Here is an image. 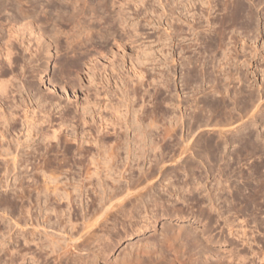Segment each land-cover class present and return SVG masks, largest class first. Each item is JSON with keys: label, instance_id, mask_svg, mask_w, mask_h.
Returning a JSON list of instances; mask_svg holds the SVG:
<instances>
[{"label": "rangeland", "instance_id": "374dc122", "mask_svg": "<svg viewBox=\"0 0 264 264\" xmlns=\"http://www.w3.org/2000/svg\"><path fill=\"white\" fill-rule=\"evenodd\" d=\"M4 1H0V80H10L11 85L6 90L11 88L14 92L5 96L0 89L3 92L0 93V111L4 115L0 116V239L3 238L0 244L5 243L4 247L0 245V264L56 263L58 254L50 251L48 246L52 238L50 236L68 234L61 227L59 229L56 220L62 221L61 224H65L67 230L71 228L70 225H74L72 233L78 236L83 231L84 221L82 212H79L80 203L87 201L86 196L90 200L94 195L87 191L88 195L85 193L83 198H79L73 192L76 201H73L72 206L68 204L69 207L65 199L44 203L47 196L42 185L48 184L51 188L56 185L60 192H63V185L67 187L66 191H71L80 182H87L84 185L88 187L93 186V183L95 185L96 174L86 179V167L80 163L85 166L89 164L86 171L94 170L93 156L96 154L94 157L98 160L100 157L98 145L103 144L104 149L103 146L106 148L115 143L112 146L114 149L115 139H122L119 145H126H118L121 148L117 151L114 149L118 155L113 158L116 161L114 165L118 168H114L112 175L125 183L129 177L135 178L138 173L147 171V182L142 178L145 181L135 183L137 186L140 184L139 187L131 186L132 191H140L153 184L158 191L154 192L155 195L164 198L158 197V207H154L155 228L147 226L138 235L134 232L135 226L144 222L140 218L144 211L138 218L141 222L132 227L129 223L133 219L127 215L116 219L111 216L106 220L105 227L94 229L96 232L93 236L97 239L93 238L90 249L86 246L88 250H82V256H75V260L71 259L73 253L69 264H106L109 258L112 264H120L123 261L121 258L132 254L139 249L138 246L141 248L149 243L157 244L153 248L156 251H151V260H160L162 264H264V0H95L99 6L103 3L97 15L104 18L100 20L91 16L85 5L86 14L81 15V20H85L86 27L91 25L93 28L92 31L82 30L81 33L72 23L46 21L43 10L50 9L46 0L34 3L36 17L34 14L30 16L34 10L31 12L26 0H11L12 3L10 0ZM83 3L81 0V6ZM36 36L41 38L36 40ZM6 48H9L8 57L5 55ZM65 58L75 60L78 69H64ZM80 59L86 64L81 63ZM88 64L94 66L91 72L86 71ZM47 69L52 70L50 77L43 75ZM11 80L17 86H23L16 88ZM122 100H126V103ZM8 101L11 102L9 109ZM83 106L88 109L85 115ZM114 110L117 113L120 111L117 116ZM135 117H143L140 120H143L142 126L149 123L151 129L148 126L145 129L151 131V137L157 143V148L151 149L153 152L149 148L145 156L137 157L142 158L140 162L135 161L138 160L135 155L141 154L139 148L130 151L131 154L127 149V144H134L128 140L135 138L134 128L130 129ZM125 120L129 123L126 124ZM117 124L120 128L123 125L122 131ZM118 133L127 137H118ZM81 150L83 154H80ZM154 154L158 158L153 157ZM121 164L126 166L125 169L124 166L121 168ZM56 168L61 169V173ZM152 168L153 172L149 174ZM102 173L105 175L104 170ZM103 178L107 184L113 181L109 176ZM184 189H189L191 194ZM144 191L141 190L145 196L147 193ZM135 192L131 193L134 195ZM183 195L186 199L181 197ZM49 198L52 200L51 196ZM84 201L83 205L86 203ZM42 203L45 210L40 205ZM45 204L49 207L58 205L59 210H64L60 218L55 217V211H49L51 208L45 207ZM174 206L178 210L180 207L181 211L178 212L176 208L173 211ZM36 225L41 233L35 229ZM171 232H175V236H171ZM42 233L44 237L45 234L51 235L43 238ZM184 233H188V236ZM98 236L102 237L100 240L110 242L105 260L94 255L100 252ZM32 237L34 240H31ZM42 241V246L47 244L45 249L40 245ZM26 246H30L29 250ZM2 247L10 252L1 250ZM3 251L6 255L2 254ZM26 251L38 253L39 258H29ZM40 251H43V255ZM20 253L25 255L21 257Z\"/></svg>", "mask_w": 264, "mask_h": 264}, {"label": "bare ground", "instance_id": "6f19581e", "mask_svg": "<svg viewBox=\"0 0 264 264\" xmlns=\"http://www.w3.org/2000/svg\"><path fill=\"white\" fill-rule=\"evenodd\" d=\"M1 2H2V0H0ZM4 1V0H3ZM11 1V0H10ZM13 1V0H12ZM12 1H11V3H12ZM36 1H38V0H26V2H28L29 3V5H30V9H31V12L35 9V6H34V3L36 2ZM50 5H49V7L48 8H50V9H48L47 11H45V10H43L44 11V18L46 19V21H54V23H72L73 25V27L74 28H77V30H79V32L81 33L82 32V30H89V31H92L91 29L93 28L91 25V27L89 26H87L86 27V23H84V21H82L83 19H82V17H81V15L83 16H85V14H86V6L89 8V14L91 15V16H94L96 19H100V20H103V16L102 15H97V13L99 12V9L101 8V6L103 5V3L101 4V6H99V4H97V2L95 1V0H82L84 3H83V6H81V0H46ZM4 2H7V0H5ZM18 2H19V0H18ZM79 2V3H78ZM100 2V1H99ZM3 3V2H2ZM1 3V4H2ZM48 3H47V6H48ZM86 5V6H85ZM42 8V7H41ZM36 10H34L33 11V13H30V16H33V14H34V12H35ZM87 12V13H88ZM29 14V13H28ZM119 15H120V13H119ZM34 16H35V14H34ZM90 16V18H94V17H91ZM121 16H123V15H121ZM6 17V16H5ZM36 17V16H35ZM94 18V19H95ZM119 18L121 19V17L119 16ZM122 18H124V16L122 17ZM126 18V17H125ZM124 18V19H125ZM82 19V20H81ZM106 19V18H105ZM113 20V19H112ZM121 20H123V19H121ZM30 21V20H29ZM93 21V20H92ZM125 21V20H124ZM28 22V21H27ZM111 22V21H110ZM109 22V23H110ZM94 23H96V22H94ZM15 24V23H14ZM27 24V23H26ZM32 24V23H31ZM29 25V24H28ZM35 25V24H34ZM120 25V24H119ZM124 25V24H123ZM16 26V25H15ZM29 26H31L32 27V25H29ZM133 26V25H132ZM24 27V26H23ZM95 27H96V25H95ZM10 28V27H9ZM14 28V27H13ZM27 28V27H26ZM37 28V27H36ZM114 28V27H113ZM16 29H17V27H16ZM115 29V28H114ZM135 29V28H134ZM10 30V29H9ZM29 30V29H28ZM10 32H11V30H10ZM32 32V31H31ZM27 33V32H26ZM35 33V32H34ZM33 33V34H34ZM80 33H78L77 34V36H79V34ZM28 35L30 34V33H27ZM10 36H12V35H10ZM30 36V35H29ZM28 37V36H27ZM35 38H37V36L35 37ZM38 38H41V37H38ZM38 38L36 39V40H38ZM75 38V37H74ZM32 39V38H31ZM53 39V38H52ZM76 39V38H75ZM74 39V40H75ZM29 40V39H28ZM27 40V41H28ZM47 40V39H46ZM56 40V39H55ZM54 40V41H55ZM100 40V39H99ZM119 41V40H118ZM121 41V40H120ZM30 42V41H29ZM34 42V41H33ZM40 43V41H37L36 43ZM79 42V41H78ZM43 43V42H42ZM58 43H59V41H58ZM61 43V42H60ZM119 43V42H118ZM122 44V43H121ZM3 45V44H2ZM37 45V44H36ZM40 46L42 45V44H39ZM57 45V44H56ZM70 45V44H69ZM116 45V44H115ZM119 45H120V43H119ZM1 46V45H0ZM2 47V46H1ZM102 47V46H101ZM119 47V46H118ZM7 49V51H6V57H8V55H9V48H6ZM25 49H27L26 47H25ZM124 49V48H123ZM20 50V49H19ZM36 51V50H35ZM35 51L34 52H32V53H35ZM121 51H123L122 49H121ZM116 52H119L118 50L116 51ZM121 53V52H120ZM123 53V52H122ZM29 54V53H28ZM118 54V53H117ZM30 55V54H29ZM35 55V54H34ZM38 55H36V57H37ZM137 57H138V55H136ZM141 56V55H140ZM32 57V56H31ZM34 57V56H33ZM136 57V58H137ZM35 58V57H34ZM33 59V58H32ZM92 59V58H91ZM26 60H27V58H26ZM30 60V59H29ZM34 60V59H33ZM108 60V59H107ZM80 61H82L81 63H84V64H86L84 61H83V59L81 60L80 59ZM133 61V60H132ZM136 61H138V60H136ZM13 61H11V63H12ZM37 62V61H36ZM139 62V61H138ZM143 62V61H142ZM62 63V62H61ZM60 63V64H61ZM133 63V62H132ZM139 64V63H138ZM15 65V64H14ZM25 66V65H24ZM62 66V65H61ZM85 66V65H84ZM133 66V65H132ZM16 67V66H15ZM19 67V66H18ZM21 67V66H20ZM32 67V66H31ZM134 67H136V66H134ZM134 67H131V68H133V69H135ZM63 68L64 69H67V70H73V69H75V70H77L78 69V63L75 61V60H68L67 58H65V60H63ZM1 69V68H0ZM10 70H11V68H9ZM25 69V68H24ZM84 69V68H83ZM87 69L88 70H86V71H89V72H91L93 69H94V66H92V65H90V64H88V66H87ZM145 69V68H144ZM14 70V69H13ZM20 70V69H19ZM3 71V70H2ZM38 71V70H37ZM45 71V70H44ZM51 71L52 70H48L47 69V71L43 74L45 77H47L50 73H51ZM105 71V70H104ZM138 71V70H137ZM11 72V71H10ZM14 72V71H13ZM1 73H3V72H1ZM29 73V72H28ZM31 73V72H30ZM33 73V72H32ZM14 73H12L11 74V76L13 75ZM91 74V73H90ZM5 75V74H4ZM3 75V76H4ZM19 75V74H18ZM1 76V75H0ZM5 77V76H4ZM18 76H16V78H17ZM49 77H50V75H49ZM48 77V78H49ZM90 77V76H89ZM92 77H93V75H92ZM2 78V77H1ZM10 78V77H9ZM16 78H13V79H15L16 80ZM29 78V77H28ZM44 78V77H43ZM4 79H6V78H4ZM0 80V89L4 92V95L6 96L7 94L8 95H10V94H12V92H14L11 88H9L8 90H6V88H8V86L10 87V85H11V82H10V80ZM14 80V81H15ZM136 80V79H135ZM138 80V79H137ZM12 81V80H11ZM18 81H20V79L18 80ZM134 81V80H133ZM139 81V80H138ZM13 82V81H12ZM20 82H24V81H20ZM136 83H137V81H135ZM27 83V82H26ZM141 82H139V84H140ZM10 84V85H9ZM12 84H14V82L12 83ZM20 84V83H19ZM18 84V85H19ZM21 84H24V83H21ZM30 84V83H29ZM15 85V87L17 88V87H20V86H23V85H20V86H17V84H14ZM13 85V86H14ZM13 86H11V87H13ZM26 86H28V85H26ZM137 86V85H136ZM136 86H134V87H136ZM30 87H31V85H30ZM34 87V86H33ZM125 87V86H124ZM137 87H139V86H137ZM14 88V87H13ZM21 88V87H20ZM20 88L18 89V91L20 90ZM28 88V87H27ZM23 89V88H22ZM26 89V88H25ZM34 90H36V89H34ZM51 90V89H50ZM23 91V90H22ZM27 91V90H26ZM2 92V93H3ZM11 92V93H10ZM21 92V91H20ZM29 92V91H28ZM27 92V93H28ZM36 92H37V90H36ZM0 93H1V91H0ZM1 93V94H2ZM38 93V92H37ZM17 94V93H16ZM15 94V95H16ZM29 94V93H28ZM14 95V94H13ZM19 95V94H18ZM36 95V94H35ZM4 96V97H5ZM12 96V95H11ZM11 96H9V97H11ZM39 96V95H38ZM8 97V98H9ZM13 97H15V96H13ZM37 97V96H36ZM48 97L49 98H51L52 96H50V94L48 95ZM129 97V96H128ZM7 98V97H6ZM7 98V99H8ZM17 98V97H16ZM35 98V97H34ZM89 98V97H88ZM123 98V97H122ZM127 98V97H126ZM10 99V98H9ZM39 99H41V97L39 98ZM123 99H125V98H123ZM4 100V99H3ZM17 100H18V98H17ZM53 100V99H52ZM15 101V100H14ZM48 101V100H47ZM47 101H43V102H47ZM90 101V100H89ZM123 101V100H122ZM126 101V100H125ZM125 101H123V102H125ZM5 102V101H4ZM9 102L10 101H8V102H6L8 105H9ZM16 102V101H15ZM22 102V101H21ZM83 102V101H82ZM88 102V101H87ZM86 102V103H87ZM11 103V102H10ZM41 103V102H40ZM126 103V102H125ZM7 104H5L6 106H7ZM87 104H89V103H87ZM11 105V104H10ZM10 105H9V107H8V109L10 108ZM46 105V104H45ZM82 105V103L80 104V106ZM4 106V105H3ZM40 106V105H39ZM38 106V107H39ZM79 106V107H80ZM120 106V105H119ZM1 107V106H0ZM12 107H13V105H12ZM11 107V108H12ZM17 107V106H16ZM43 107V106H42ZM84 107V106H83ZM82 107V108H83ZM86 107V106H85ZM84 107V108H85ZM93 107H95V106H93ZM124 107V106H123ZM40 108V107H39ZM46 108V107H45ZM84 108L82 109V110H84ZM118 108V107H117ZM120 108V107H119ZM3 109H4V107H3ZM13 109V108H12ZM87 108H85V110H84V113H83V111H82V113L85 115V113H88L87 112V110H86ZM100 109V108H99ZM125 109V108H124ZM129 109V108H128ZM6 110V109H5ZM40 110V109H39ZM8 111V110H7ZM35 111V110H34ZM43 111V110H42ZM41 111V112H42ZM91 111V110H90ZM89 111V112H90ZM106 111V110H105ZM113 111V110H112ZM114 111H116V110H114ZM119 111V110H118ZM125 111H127V110H125ZM1 112L2 111H0V116L2 117V115L3 114H1ZM11 112V111H10ZM9 112V113H10ZM78 112V111H77ZM80 112V111H79ZM92 112V111H91ZM120 112V111H119ZM118 112V113H119ZM128 112V111H127ZM12 113V112H11ZM15 113V112H14ZM38 113V112H37ZM47 113V112H46ZM115 113V112H114ZM113 113V114H114ZM116 113H117V111H116ZM115 113V114H116ZM118 113L116 114V116L118 115ZM124 113V112H123ZM5 114V113H4ZM82 114V115H83ZM100 114V113H99ZM125 114V113H124ZM133 114H134V112H133ZM7 115V114H6ZM62 115V114H61ZM84 115H83V117H84ZM123 115V114H122ZM125 115H127V114H125ZM4 116V115H3ZM39 116V115H38ZM135 116H136V114H135ZM143 116V115H142ZM155 116V115H154ZM80 117H82V116H80ZM87 117V116H86ZM121 117H124L125 118V116H121ZM133 117H134V115H133ZM140 117V116H139ZM5 118V117H4ZM13 118V117H12ZM28 118V117H27ZM26 117H25V119H27ZM42 118H43V116H42ZM71 118V117H70ZM75 118V117H74ZM101 118V117H100ZM117 118V117H116ZM115 118V119H116ZM131 118V117H130ZM129 118V119H130ZM138 117H135V119H132L133 121H132V123H133V127H130V129L132 128H134L133 130L135 131H132V132H134V137L135 138H133L134 140H128L129 141V143L131 142V141H133V146H131V145H128L127 144V146H129V147H127V146H125V147H127V149H128V152H130V151H132L133 149L135 150V149H138L139 148V151H140V155H137L136 154V152H137V150L135 151V157L137 158V157H140V156H145V154H147V153H145L146 152V150H148L149 148H150V150L151 149H153V150H155V148H157L156 147V145H157V143L155 144L154 143V141H153V138L151 137V131L149 130H146L145 129V126H148L147 128L149 129L150 127H149V123L148 124H143V125H145V126H142V122H143V120L142 121H140L141 119H137ZM10 119V118H9ZM32 119V118H31ZM41 118H39V120H40ZM87 118H85V121H87L86 120ZM114 119V118H113ZM127 119V118H126ZM146 119V118H145ZM1 120L2 119H0V122H1ZM12 120H14V119H12ZM33 120V119H32ZM38 120V121H39ZM41 120H43V119H41ZM102 120H103V118H102ZM5 121V120H4ZM85 121L83 122V123H85ZM112 121V120H111ZM116 121V120H115ZM126 121V120H125ZM43 122V121H42ZM62 123H63V121H61ZM88 122V121H87ZM114 122V121H113ZM119 122V121H118ZM117 122V123H118ZM127 122V121H126ZM9 123V122H8ZM61 123V124H62ZM121 123V122H120ZM119 123V124H120ZM129 122H127L126 124H128ZM132 123L130 124V125H132ZM147 123V122H146ZM7 124V123H6ZM109 124V123H108ZM1 125V124H0ZM14 125V124H13ZM34 125V124H33ZM32 125V126H33ZM60 125V124H59ZM89 125H90V123H89ZM102 125V124H101ZM100 125V126H101ZM106 125V124H105ZM114 125H115V123H114ZM118 125V124H117ZM121 125V124H120ZM157 125V124H156ZM31 126V127H32ZM63 126H64V124H63ZM119 126V125H118ZM174 126V124L172 125V127H171V131H172V129L174 128L173 127ZM1 127V126H0ZM34 128H35V126H33ZM32 127V128H33ZM105 127V126H104ZM122 127H123V125H122ZM122 127L120 128V126H119V129H121V131H122ZM124 127H126L125 125H124ZM60 128V127H59ZM62 128V127H61ZM88 128V127H87ZM117 128V127H116ZM116 128H114V129H116ZM127 128V127H126ZM170 128V127H169ZM1 129V128H0ZM30 130H31V128H29ZM101 129H102V127H101ZM113 129V128H112ZM151 129V128H150ZM25 130V129H24ZM33 130V129H32ZM80 130V129H79ZM99 130H100V128H99ZM102 130H105V129H102ZM101 130V131H102ZM118 130V129H117ZM169 130V131H170ZM187 130V129H186ZM27 131H28V129H27ZM38 131V130H37ZM82 131V130H81ZM87 131V130H86ZM120 131V130H119ZM120 131V132H121ZM174 131V130H173ZM30 132V131H29ZM97 132V131H96ZM99 132V131H98ZM108 132V131H107ZM132 132H130V133H132ZM37 133V132H36ZM57 133V132H56ZM55 133V134H56ZM104 133V132H103ZM106 133V132H105ZM112 133H115V132H112ZM188 133V132H187ZM28 134H30V133H28ZM108 134V133H107ZM125 134V133H124ZM117 135H119V133L117 134ZM131 135V134H130ZM132 135H133V133H132ZM1 136V135H0ZM57 136H59V135H57ZM121 136H126V135H123V133H122V135ZM120 135L118 136V137H121ZM2 137V136H1ZM29 137V136H28ZM73 137V136H72ZM99 137H100V135H99ZM102 137V136H101ZM108 137V136H107ZM106 137V138H107ZM115 137V136H114ZM113 137V138H114ZM117 137V138H118ZM124 137H122L123 138V140H124ZM127 137V136H126ZM132 137V136H131ZM154 137H155V135H154ZM172 137V136H171ZM184 137V136H183ZM186 137V136H185ZM76 138V137H75ZM79 138V137H78ZM83 138V137H82ZM96 138V137H95ZM103 138V137H102ZM111 138V137H110ZM116 138V137H115ZM175 138V137H174ZM178 138V137H177ZM176 138V139H177ZM45 139V138H44ZM57 139V138H56ZM67 139V138H66ZM73 139V138H72ZM71 139V140H72ZM104 139V138H103ZM189 139V138H188ZM59 140V139H58ZM61 140V139H60ZM81 140V139H80ZM86 140V139H85ZM94 140H96V139H94ZM122 140V139H121ZM121 140H119V139H115V142H116V147H117V149H116V147H114V149L117 151V150H119V148H121V147H123V144H125L126 145V143H122V145L120 144L119 145V143L121 142ZM97 141V140H96ZM99 141V140H98ZM113 140H111V142H112ZM118 141V142H117ZM127 141V142H128ZM183 141H186V139L184 140L183 139ZM204 141V140H203ZM26 142H27V140H26ZM59 142V141H58ZM83 142H85V141H83ZM114 142V141H113ZM159 142V141H158ZM178 142V141H177ZM180 142V141H179ZM72 143V142H71ZM82 143V142H81ZM88 143V142H87ZM99 143V142H98ZM101 143H103L102 141H101ZM100 143V144H101ZM108 143V142H107ZM106 143V144H107ZM182 143V142H181ZM188 143V142H187ZM77 144V143H76ZM83 144H85V143H83ZM94 145L96 144V143H93ZM110 143H108V145H109ZM113 144H115V143H113ZM113 144L111 143L110 145H109V147H106L105 148V146H103L104 147V149L102 148V145L100 146V145H98V147H100V152L99 151H97V153H98V157H99V160H98V158H95L96 156V154L93 156V160H92V158H91V160L93 161V162H95V166H96V168L95 169H97V170H92V171H90V172H88V171H86V168H87V166L89 165V164H86L87 166H85V164H83V163H80L83 167H86V168H84V170H85V172H87L88 174H84L85 176H86V179H89V178H91L92 177V175L93 174H96L95 176H97V181H96V184L94 185V183L92 184L93 186H90V184H89V186L90 187H88L87 185V187L84 185V183L82 184L81 182V184L79 183L78 185L76 184L75 186H73L72 188H71V191H66V189H67V187H65L64 185H63V192H60L61 190L59 189V187L58 186H56V185H54V186H52V188L50 187V185H46L45 184V181H44V184H45V186L44 185H42L41 187H42V189L43 190H45V192H46V196L47 197H45V196H43V197H45L44 199H45V202L44 203H46V202H54V200H57V201H59V200H66V204L68 205H71L72 203H73V201L75 200V198L72 196V193L73 192H75V194H76V196H78L79 198L81 197V198H83L82 196L86 193L87 194V191H90V193L92 192L93 193V195L94 196H92L91 197V199L90 200H88V196H86V200L87 201H84V202H86L84 205L82 204V202L80 203V205H81V211H79L80 213L82 212V217L84 218V221L82 222L83 224H82V228H83V231H82V233H80L78 236H76L77 234H74L73 235V233H72V229H73V227H74V225H70L71 226V228L69 229V230H67L66 229V225L64 224V225H62L61 223H62V221H60V220H56V221H58L57 222V225L59 226V229H64L68 234L67 235H64L63 236V234H62V236H59L58 234L56 235V236H54L53 234V236L51 235V234H49V235H46L45 234V237H44V235H43V233H42V235H43V238H46L47 236H50V237H52L50 240V242H52V243H54V244H52V243H50L49 242V244H48V246L50 247V251H56L55 253L56 254H58V260L56 261V263H54V264H69V259L71 258L70 256L71 255H73V253H74V256L71 258V259H73V260H75V256H80L82 253H80V252H82V250L84 251L85 249L86 250H88V249H90V247H89V245L91 244V242H92V240H93V238H95L94 236H95V234H93V233H95L96 231V229L95 228H99L100 229V227H103L104 226V224H105V222H108V221H106V220H108V218L109 217H111V216H114L115 217V219H116V217H118L119 218V216H125V215H127L132 221H130V225H131V227L132 226H135L136 224H138L139 222H141V220L139 221L138 220V218L140 217V214L144 211L145 213V215L143 214L140 218L141 219H144V222H143V224H138L137 226H135V228H134V232L137 234V233H141L142 231H144V229L145 228H147V226H149V227H153V228H155V225H154V223L153 222H155V220H154V218H155V216H156V214L154 213L155 211L154 210H156V208L154 209V207H158V205H157V203H159L158 201V197L159 198H163V197H160V195H158V197L155 195V193L154 192H156L157 190L156 189H154V186H153V184H149L150 186H148V187H146V188H142L141 190H143V189H145V191H146V193L147 194H145V196L143 195V191L141 192V190L139 191V190H136V192H135V190L134 191H132V189L131 188H133V187H131V186H134V185H136L135 183H138V181H145L144 179L142 180V178H145L146 176H147V174H146V172L147 171H145L144 173H143V171H142V174H139L138 173V175H136L137 177H135L134 175V177L135 178H130L129 177V180H127L125 183L123 182V181H119V178L118 177H114L113 175H114V172H115V169H116V167L117 166H115L114 164H116V161L114 162V160H113V158H115V157H117L118 155L116 154L117 152L116 151H114V149L112 148V146H113ZM174 144V143H173ZM190 144V143H189ZM4 145V144H3ZM78 145H80V143H78ZM107 145V146H108ZM121 146V147H119V146ZM186 145V144H185ZM205 145V144H204ZM96 146V145H95ZM111 146V147H110ZM161 146V145H160ZM167 146V145H166ZM198 146V145H197ZM155 147V148H154ZM159 147V146H158ZM188 147V146H187ZM183 148V147H182ZM64 149V148H63ZM73 149V148H72ZM97 149V148H96ZM97 149V150H98ZM123 149V148H122ZM185 149H186V147H185ZM184 149V150H185ZM193 149V148H192ZM79 149H76V152H79L78 151ZM85 150V149H84ZM89 150V149H88ZM95 150V149H94ZM102 150V151H101ZM121 151V150H120ZM123 151H125V149L123 150ZM152 151V150H151ZM150 151V152H151ZM182 151H183V149H182ZM186 151V150H185ZM65 152V151H64ZM76 152H73V153H76ZM149 152V153H150ZM153 152V151H152ZM155 152V151H154ZM8 153V152H7ZM27 153V152H26ZM51 153V152H50ZM82 153V150L80 151V154ZM84 153V152H83ZM82 153V154H83ZM89 153H90V151H89ZM119 153V152H118ZM121 153V152H120ZM139 153V152H138ZM156 153V152H155ZM1 154V153H0ZM77 154V153H76ZM79 154V155H80ZM122 154H124V153H122ZM130 154H131V152H130ZM160 154H162L161 152H160ZM197 154V153H196ZM195 154V155H196ZM206 154H207V152H206ZM2 155V154H1ZM86 155V154H85ZM84 155V156H85ZM89 155H91V154H89ZM117 155V156H116ZM120 155V154H119ZM127 155V154H126ZM125 155V156H126ZM150 155V154H149ZM148 155V157L150 158V156ZM155 155H157V154H154L153 155V157H156ZM203 155H204V153H203ZM91 156V157H92ZM123 156L124 155H122L121 157L123 158ZM131 156V155H130ZM132 156H133V153H132ZM193 156V155H192ZM201 156V155H200ZM199 156V157H200ZM207 156H208V154H207ZM63 157H65V156H63ZM120 157V156H119ZM147 157V156H146ZM147 157V158H148ZM209 157V156H208ZM211 157V156H210ZM90 158V157H89ZM131 158V157H130ZM134 158V157H133ZM136 158H134V159H136ZM144 158V157H143ZM156 158H158V157H156ZM162 158V157H161ZM191 158V157H190ZM207 158V157H206ZM17 159V158H16ZM16 159H14L15 160V163H16ZM64 160H65V158H63ZM62 159V160H63ZM69 159V158H68ZM94 159H97V161L95 160L94 161ZM117 159V158H116ZM127 159H128V155H127ZM133 159V160H134ZM138 159V158H137ZM141 159V160H140ZM140 159H138V160H135V161H142V158H140ZM160 159V158H159ZM159 159L157 160V161H159ZM175 159H176V157H175ZM199 159V158H198ZM200 159H201V157H200ZM202 159H204V158H202ZM201 159V160H202ZM213 159V158H212ZM61 160V159H60ZM59 159H58V161H60ZM89 160V159H88ZM113 160V161H112ZM163 160V159H162ZM208 160H209V158H208ZM82 161V160H81ZM84 161H86V160H84ZM83 161V162H84ZM92 161H90V163H92ZM122 161V160H121ZM127 161V160H126ZM139 161V162H140ZM153 161H155L156 162V160H154L153 159ZM153 161H151V162H153ZM204 161H205V159H204ZM50 162V161H49ZM48 162V164H51V163H49ZM73 162V161H72ZM80 162V161H79ZM88 162V161H87ZM118 162V161H117ZM150 162V161H149ZM154 162V163H155ZM163 162V161H162ZM161 162V163H162ZM211 162V161H210ZM212 162H213V160H212ZM211 162V163H212ZM18 163V162H17ZM89 163V162H88ZM129 163V162H128ZM132 163V162H131ZM153 163V164H154ZM188 163V162H187ZM204 163V162H203ZM47 164V163H46ZM47 164V165H48ZM59 164V163H58ZM92 164H94V163H92ZM202 164V163H201ZM6 165V164H5ZM52 165V164H51ZM51 165H49V166H51ZM57 165V164H56ZM73 165H74V163H73ZM80 165V166H81ZM100 165H102L101 166V168L98 170V168L100 167ZM120 165V164H119ZM136 165V164H135ZM138 165H140V163H138ZM151 165V164H150ZM158 165V164H157ZM211 165V164H210ZM60 166H62V165H60ZM94 166V167H95ZM124 165H122L121 164V168L123 167ZM128 166V165H127ZM134 166V165H133ZM141 166H143V165H141ZM153 166V165H152ZM15 167V166H14ZM57 167V166H56ZM125 167L126 166H124V169H125ZM138 167V166H137ZM149 167V166H148ZM147 167V168H148ZM46 168V167H45ZM115 168V169H114ZM118 168V167H117ZM142 168V167H141ZM153 168H154V166H153ZM153 168L152 169H150V171H149V174L150 173H152L151 172V170H153ZM155 168H156V166H155ZM48 169V168H47ZM54 169V168H53ZM83 169V168H82ZM88 169V168H87ZM91 169V168H90ZM93 169V168H92ZM119 169H120V167H119ZM50 170V169H49ZM52 170V169H51ZM56 171L57 170H59V169H55ZM61 170V169H60ZM60 170H59V173H61L60 172ZM83 170V171H84ZM104 170V172H105V175H104V173H102V171ZM127 170V169H126ZM125 170V171H126ZM131 170H132V168H131ZM142 170V169H141ZM144 170V169H143ZM187 170V169H186ZM185 170V172H187ZM54 171V170H53ZM139 171H140V168H139ZM155 171V170H154ZM101 172V173H100ZM157 172V171H156ZM53 173H55V171L53 172ZM121 173V172H120ZM134 173V172H133ZM101 174V175H100ZM113 174V175H112ZM116 174V173H115ZM51 175H52V173H51ZM60 175V174H59ZM109 176V177H111V178H109V179H112L111 181L114 183V184H112V182H110L111 183V185H109V184H107L105 181H104V176ZM153 175V174H152ZM185 175H187V174H185ZM50 176V175H49ZM48 176V177H49ZM94 176V175H93ZM101 176H103V177H101ZM120 176V175H119ZM131 176V175H130ZM52 177V176H51ZM126 177V176H125ZM157 177V176H156ZM95 178V177H94ZM163 178V177H162ZM194 178V177H193ZM195 178H197V180H198V178L199 177H195ZM52 179V178H51ZM107 179V178H106ZM108 179V180H109ZM126 179V178H125ZM146 179V178H145ZM182 179V178H181ZM53 180V179H52ZM49 181L50 183L51 182H53V181ZM56 180H58L57 178H56ZM122 180V179H121ZM163 180V179H162ZM55 181V180H54ZM83 181V180H82ZM85 181H87V180H85ZM90 181V180H89ZM125 181V180H124ZM202 181V180H201ZM59 182V181H58ZM92 182V181H91ZM108 182V181H107ZM123 182V183H122ZM146 182H147V179H146ZM194 182V181H193ZM203 182V181H202ZM55 183V182H54ZM53 183V184H54ZM141 183V182H140ZM154 183V182H153ZM178 183V182H177ZM186 182H184L183 184H185ZM192 183V182H191ZM194 183H198V182H194ZM62 184V183H61ZM85 184H87V182L85 183ZM144 184V183H143ZM143 184H142V186H143ZM165 184V183H164ZM167 184V183H166ZM188 184V183H187ZM258 184V183H257ZM140 185V184H139ZM139 185L137 186V187H139ZM163 185V184H162ZM186 185V184H185ZM259 185V184H258ZM261 185V184H260ZM259 185V186H260ZM183 186V185H182ZM181 186V187H182ZM193 186H195V185H193ZM177 187V186H176ZM185 187V186H184ZM188 187V186H187ZM196 187V186H195ZM62 188V187H61ZM39 189V188H38ZM135 189V188H134ZM139 189V188H138ZM158 189V188H157ZM181 189V188H180ZM261 189V188H260ZM259 189V190H260ZM60 190V191H59ZM182 190V189H181ZM186 189H184V191H185ZM190 190H191V187H190ZM42 191V190H41ZM144 191V192H145ZM183 191V192H184ZM186 191H189V189L188 190H186ZM185 191V192H186ZM195 191H196V188H195ZM262 191H264V190H262ZM40 192V191H39ZM44 192V191H43ZM43 192H41V193H43ZM134 193L135 192V194L133 195L132 193ZM158 192V191H157ZM162 192H163V189H162ZM169 192V191H168ZM181 192V191H180ZM192 192V191H191ZM198 192V191H197ZM37 193H38V191H37ZM40 193V194H41ZM91 193V194H92ZM120 193H125V195L123 196V197H120V196H122V194L120 195V196H118V194H120ZM160 193V192H159ZM189 193H190V191H189ZM45 194V193H44ZM75 194H73V195H75ZM131 194V195H130ZM182 194H184V193H182ZM181 194V195H182ZM191 194V193H190ZM209 194V193H208ZM88 195V194H87ZM130 195V196H129ZM52 197V200H51V198H49V197ZM75 196V197H76ZM117 196V197H116ZM188 196V195H187ZM220 196V195H219ZM182 198L183 197H185L184 195L183 196H181ZM117 198V199H116ZM180 198V197H179ZM181 198V199H182ZM39 199H41V198H39ZM113 199H115L116 200V202H115V200L113 201ZM164 199V198H163ZM183 199H186V197L185 198H183ZM206 199V198H205ZM211 199V198H210ZM36 200V199H35ZM49 200V201H48ZM51 200V201H50ZM134 200V201H133ZM162 200V199H161ZM179 200V199H178ZM217 200H218V198H217ZM251 200V199H250ZM255 200V199H254ZM37 201H38V199H37ZM56 201V202H57ZM76 201V200H75ZM181 201V200H180ZM187 201V200H186ZM189 201V200H188ZM65 202V201H64ZM182 202V201H181ZM183 202H184V200H183ZM199 202V201H198ZM44 203H42V204H40V205H43ZM50 203V204H51ZM60 203V202H59ZM58 203V204H59ZM161 203V202H160ZM256 203V202H255ZM62 204V203H61ZM161 204H163V202L161 203ZM201 204V203H200ZM47 204H45V207H48V208H51V210H49L48 208V210L49 211H55V217L56 216H60L61 215V212L62 211H64V210H59L58 209V207L56 206H54L53 205V207H49V205L48 206H46ZM56 205V204H55ZM64 205V204H63ZM69 205H68V207H69ZM127 205H129V207L127 208ZM150 205L152 206V207H150ZM62 206V205H61ZM72 206V205H71ZM70 206V207H71ZM79 206V205H78ZM160 207L162 206V205H159ZM210 206V205H209ZM37 207V206H36ZM38 207H41V206H38ZM163 207L165 208L166 206H164L163 205ZM173 207V206H172ZM42 208V207H41ZM43 208H44V205H43ZM43 208H42V213H44V212H46V211H43ZM58 210H57V209ZM60 208V207H59ZM175 208H176V206H174V208H173V211L175 210ZM183 209V208H182ZM212 209V208H211ZM229 209V208H228ZM44 210H45V208H44ZM167 210V209H166ZM176 210H178L177 208H176ZM192 210V209H191ZM173 211H171V212H173ZM179 211H181L180 210V207H179V210H178V212ZM184 211V210H183ZM39 212H41L40 210H39ZM157 212H158V210H157ZM156 212V213H157ZM177 212V211H176ZM207 212V211H206ZM44 214H46V213H44ZM175 214V213H174ZM63 215V214H62ZM168 216V215H167ZM175 216V215H174ZM80 217H81V214H80ZM179 217H180V215H179ZM60 218V217H59ZM82 218V219H83ZM174 218H176V216L174 217ZM186 218V217H185ZM47 219V218H46ZM63 219V218H62ZM72 219V218H71ZM180 219V218H179ZM92 220V221H91ZM185 220V219H184ZM65 221V220H64ZM71 221V220H70ZM129 221V220H128ZM38 222V221H37ZM55 222V221H54ZM66 222V221H65ZM19 223V222H18ZM31 223V222H30ZM69 223V222H68ZM227 223V222H226ZM41 224V223H40ZM40 224H38V227H39V225ZM125 224V223H124ZM55 225V224H54ZM227 225V224H226ZM32 226V225H31ZM57 226V227H58ZM124 226V225H123ZM229 226V225H228ZM231 226V225H230ZM42 227V226H41ZM61 227V228H60ZM79 227V226H78ZM105 227V226H104ZM164 227H166V226H164ZM19 228H21L20 226H19ZM32 228H35V227H32ZM49 228V227H48ZM54 228V227H53ZM75 228V227H74ZM35 229H37V225H36V228ZM34 229V231L36 232L37 230H39V229H37V230H35ZM50 229V228H49ZM95 229V230H94ZM27 230V229H26ZM29 230V229H28ZM231 230V229H230ZM242 230V229H241ZM30 231V230H29ZM33 231V232H34ZM40 231V230H39ZM38 231V232H39ZM61 231V230H60ZM77 231V230H76ZM95 231V232H94ZM106 231V230H105ZM34 232V234H36ZM46 232V231H45ZM58 232V231H57ZM66 232H64L65 234H66ZM75 232V231H74ZM170 232V231H169ZM182 232V231H181ZM31 233H32V231H31ZM40 233H41V231H40ZM47 233V232H46ZM61 233V232H60ZM63 233V232H62ZM177 233V232H176ZM178 233H180V232H178ZM236 233V232H235ZM240 233V232H239ZM1 234V233H0ZM33 234V233H32ZM98 234V233H97ZM114 234H116V232L114 233ZM172 234H173V232H171V236H172ZM174 234H175V232H174ZM173 234V235H174ZM185 235H187L188 233H184ZM94 235V236H93ZM107 235V234H106ZM134 235V234H133ZM138 235V234H137ZM167 235H168V233H167ZM178 234H176V236H177ZM180 235V234H179ZM204 235H205V233H204ZM2 236V235H1ZM33 236V235H32ZM76 236V237H75ZM163 236H165V234L163 235ZM170 236V235H169ZM175 236V235H174ZM188 236V235H187ZM186 236V237H187ZM238 236V235H237ZM3 237H4V235H3ZM11 237H12V235H11ZM99 238V240H97V242H98V244L97 245H100V247H99V250H100V252L98 251V253L97 254H94V255H96L99 259H104L105 257H106V252H107V250L110 248V246H109V244L108 243H110V242H106V241H102V240H100V238L102 239V237H100V236H98ZM109 237V236H108ZM178 237V236H177ZM182 237L184 238V236L182 235ZM194 237V236H193ZM24 238V237H23ZM39 238V237H38ZM40 238H41V236H40ZM39 238V239H40ZM165 238H167V237H165ZM164 238V239H165ZM174 238V237H173ZM181 238V237H180ZM195 238V237H194ZM207 238V237H206ZM13 239H15V238H13ZM49 239V238H48ZM47 239V240H48ZM97 239V237L95 238V240ZM168 239V238H167ZM171 239V238H170ZM0 240H3V238L2 239H0ZM31 240H34V238L32 237L31 238ZM37 240V239H36ZM43 240V239H42ZM46 239H44L43 241H45ZM94 240V241H95ZM105 240V239H104ZM166 240V239H165ZM196 240H199V238H197ZM27 241H28V239H27ZM40 241H41V239H40ZM43 241L41 242L42 244H40L41 246L43 245ZM49 241V240H48ZM47 241V242H48ZM112 241V240H111ZM167 241H170V240H167ZM176 241V240H175ZM1 242H3V241H0V243ZM5 242V241H4ZM17 242V241H16ZM31 242V241H30ZM36 242V241H35ZM153 242V241H152ZM171 242V241H170ZM174 242V241H173ZM172 242V243H173ZM196 242V241H195ZM28 243V242H27ZM37 243V242H36ZM191 243V242H190ZM5 243H3V245H4ZM44 244H45V242H44ZM52 244V245H51ZM179 244V243H178ZM177 244V245H178ZM183 244V243H182ZM181 244V245H182ZM1 246H3L2 244H0ZM7 245V244H6ZM37 245H39V242H38V244ZM47 245V244H46ZM45 245V246H46ZM157 245V244H156ZM154 243H149V245H145V246H142L141 248L138 246H136L137 248H139V249H136L135 251H133L132 252V254L130 253L129 254V256H125L124 258H121V259H123V261H121V263L120 264H162V262L159 260V259H157V260H159V261H156L155 262V260H151V257H153L152 255H151V251H156V249L154 250L153 248H154V246H156ZM181 245L179 246V247H181ZM0 246V247H1ZM45 246H42V248L43 249H45L46 247ZM88 247V249H87V247ZM4 247V246H3ZM3 247H2V249L1 250H5L6 248H4L3 249ZM6 247V246H5ZM30 248V246H26V248L29 250V248ZM39 247V246H38ZM45 247V248H44ZM48 247V248H49ZM86 247V248H85ZM175 247V246H174ZM40 248V247H39ZM47 248V249H48ZM158 248H159V246H158ZM177 248H178V246H177ZM181 248H183V247H181ZM185 248H186V246H185ZM200 248V247H199ZM41 249V248H40ZM42 249V250H43ZM16 250H18V249H16ZM201 250V249H200ZM6 251H8V249L7 250H5V252ZM23 251V250H22ZM22 251H21V253H22ZM34 251H37V250H34ZM34 251H28V253H27V251H26V255H29V258H33V260H36V259H34L36 256H37V254H35L34 253ZM44 251H48V250H44ZM183 251H185V249L183 250ZM202 251V250H201ZM4 252V251H3ZM2 253V254H5L6 255V253ZM8 252H10V251H8ZM7 252V253H8ZM38 252V251H37ZM43 252V251H42ZM41 251H40V253H42ZM1 253V252H0ZM13 253V252H12ZM17 253H19L18 251H17ZM20 253V254H21ZM39 253V254H40ZM45 253V252H44ZM48 253V252H47ZM47 253H45V254H47ZM93 253H94V251H93ZM182 253V252H181ZM186 253V252H185ZM188 253V252H187ZM34 254H35V256H34ZM44 254V255H45ZM51 254V253H50ZM49 254V255H50ZM153 254V253H152ZM184 254V253H183ZM11 255V254H10ZM9 255V256H10ZM13 255V254H12ZM15 255V254H14ZM22 255V256H21ZM21 255H18L19 257L21 256V257H23V255H25V253L24 254H21ZM42 255H43V253H42ZM52 255V254H51ZM127 255V254H126ZM46 256V255H45ZM82 256V255H81ZM90 256V255H89ZM91 256H93L92 254H91ZM151 256V257H150ZM236 256V255H235ZM1 257V256H0ZM7 257H8V255H7ZM38 258H39V256H37ZM42 258H43V256H41ZM238 257V256H237ZM4 257H3V255H2V259H3ZM9 258V257H8ZM18 258V257H17ZM27 258H28V256H26V261H27ZM53 258V257H52ZM55 258V257H54ZM56 258H57V255H56ZM76 258H79V257H76ZM187 258V257H186ZM236 258V257H235ZM1 259V258H0ZM10 259L12 260L13 259V261H14V258H11V256H10ZM24 259V258H23ZM22 259V260H23ZM80 259V258H79ZM95 259V258H94ZM112 259V258H111ZM6 259H4V261H5ZM8 260V259H7ZM10 260V261H11ZM38 260L39 259H37V263H38ZM43 260V259H42ZM97 260V259H96ZM105 260V259H104ZM107 260H108V258H107ZM16 261V260H15ZM49 261V260H48ZM52 261H54L53 259H52ZM77 261V260H76ZM79 261V260H78ZM77 261V262H78ZM8 262V261H7ZM55 262V261H54ZM73 262V261H72ZM76 262V263H77ZM80 262V261H79ZM119 262V261H118ZM183 262H184V260H183ZM187 262V261H186ZM203 262V261H202ZM14 263V262H13ZM18 263V262H17ZM34 263V262H33ZM74 264H75V262H73ZM181 263V262H180ZM192 263V262H191ZM9 264V263H8ZM11 264H12V262H11ZM14 264H16V263H14ZM22 264H23V262H22ZM41 264V263H40ZM47 264V263H46ZM49 264V263H48ZM105 264V263H104ZM106 264H112V262L110 261V258H109V260L107 261V263ZM182 264H187V263H182ZM203 264V263H202ZM205 264V263H204ZM209 264V263H208ZM212 264V263H211ZM242 264V263H241Z\"/></svg>", "mask_w": 264, "mask_h": 264}]
</instances>
